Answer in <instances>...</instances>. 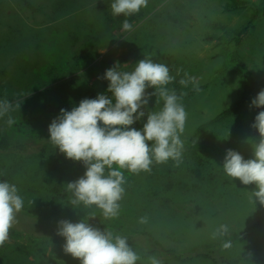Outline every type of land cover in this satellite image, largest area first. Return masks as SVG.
<instances>
[{"label": "rangeland", "instance_id": "374dc122", "mask_svg": "<svg viewBox=\"0 0 264 264\" xmlns=\"http://www.w3.org/2000/svg\"><path fill=\"white\" fill-rule=\"evenodd\" d=\"M27 1L30 6L0 0V100L13 106L0 117V137L46 151L42 157L37 151L28 157L0 156V181L15 184L24 201L12 228L26 230L8 231L0 244V264H79L48 236L61 219H87L101 231L130 233L129 239L138 242L130 244L140 256L136 264H149V257L180 264L164 262L152 251V240L182 253L214 251L221 257L217 245L223 236H212L219 225L226 224L230 235L256 220L251 185L227 177L222 169L227 149L251 157L259 140L248 131L251 111L236 120H218L217 115L237 94L226 49L233 33L251 19L258 0H147L146 7L128 17L112 15V0ZM124 19L130 31H122ZM90 41L94 49L88 48ZM233 53L255 79L264 78V19L252 22ZM144 57L167 65L174 77L166 87L181 97L186 112L182 157L178 164L171 159L153 163L147 172L122 170L118 215L105 218L95 205L71 203L67 183L85 169L65 158L47 129L61 108L70 110L83 98L106 93L107 81L98 79L105 69L118 62L121 70L130 71ZM181 79L187 83L181 85ZM162 104L151 96L148 108L157 111ZM200 124H206L205 151L193 148ZM223 256L230 264L264 258V223ZM183 264L213 263L196 257Z\"/></svg>", "mask_w": 264, "mask_h": 264}, {"label": "clouds", "instance_id": "9594fccd", "mask_svg": "<svg viewBox=\"0 0 264 264\" xmlns=\"http://www.w3.org/2000/svg\"><path fill=\"white\" fill-rule=\"evenodd\" d=\"M146 5L147 0H112L110 8L113 16L128 17ZM131 28L127 19L121 21L122 31ZM98 79L107 81L106 93L110 95L98 93L94 98L81 99L70 110L61 108L47 130L48 139L65 158L81 162L85 169L82 176L67 183L71 203L95 205L105 218H111L118 215V201L124 192L122 170L147 172L153 163H166L169 159L180 163L183 151L180 134L186 112L181 97L166 87L174 77L163 63L144 57L126 71L116 62ZM179 83L185 85L187 81L181 79ZM149 88L153 91L148 92ZM151 96L163 101L157 111L148 108ZM12 107L8 100H0V117ZM249 107L259 110L250 125L258 132L259 140L248 159L227 149L222 169L227 177L238 178L243 185L253 184L252 197L264 205V88L250 98ZM142 120L141 127H133ZM12 122L9 117L8 123ZM23 203L15 184L0 181V244L8 239V231ZM56 230L64 238L63 251L79 264H136L140 260L127 237L101 231L87 219L58 220ZM227 232L228 226L220 224L212 236ZM230 246L231 241L223 242V247ZM149 264L161 261L149 257Z\"/></svg>", "mask_w": 264, "mask_h": 264}, {"label": "trees", "instance_id": "16d2710c", "mask_svg": "<svg viewBox=\"0 0 264 264\" xmlns=\"http://www.w3.org/2000/svg\"><path fill=\"white\" fill-rule=\"evenodd\" d=\"M23 4L26 6H30L27 0H21ZM232 8H235L233 6ZM255 19H264V0H258V3L252 8V17L251 19L245 23L242 27L236 30L233 33L232 38L229 41L228 48L226 49L227 58L230 60V67L234 69V73L237 76V94L235 100L224 110H222L218 115L217 119H238L242 117L245 111L250 110L251 115L248 121V131L250 135L256 136L259 135L256 129L252 128L250 125L254 120V116L256 115L258 109H254L249 107L250 98L255 96L256 93L264 88V78L255 79L254 75L248 70V68L240 62V60L235 58V54L233 53V49L239 47L243 41L248 37L250 33V29L252 27V22ZM89 49H94L93 43L90 41L88 45ZM65 73V71H63ZM206 124H200L196 128V138L198 142H193V148L195 151H205L206 150ZM40 141V140H39ZM39 143V142H38ZM30 142H13L6 137H0V156H13L17 157V155L28 157L35 154L37 149ZM45 147V146H44ZM41 148L37 151L38 156L42 157L45 154L46 148ZM252 189L254 190V185L250 184ZM252 205L256 214V220L244 228L239 232L232 233L230 235H223V238L218 244V249L220 250L221 257L215 255L214 251H192L188 252H180L172 248H167L155 240L153 241L152 251L159 255V257L164 262L174 261L180 264L190 262L193 258H203L208 259L213 264H230V262L223 256L224 253L228 251V249L235 243H242L248 240L254 230L259 228L264 223V205H260L254 197L251 196ZM25 214V212H23ZM104 227V226H103ZM14 233H24V231L15 230V228L10 227L9 229ZM28 236V239L33 240L32 235L29 232H25ZM127 232H119L117 235H122L127 237L128 243L131 244L134 241L130 240L129 237L132 236L130 233L128 235ZM146 235V232L144 233ZM49 237H53L58 240V242L64 244V238L57 234V231H51V234H48ZM225 240L231 241V246L228 248L223 247V242ZM34 241V240H33ZM136 243V242H134ZM138 243V242H137ZM136 243V244H137ZM138 245V244H137ZM235 264H264V258L258 259H242L235 262Z\"/></svg>", "mask_w": 264, "mask_h": 264}]
</instances>
